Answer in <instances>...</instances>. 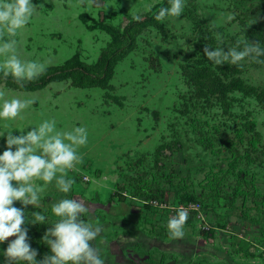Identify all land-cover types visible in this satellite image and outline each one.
Listing matches in <instances>:
<instances>
[{
  "label": "rangeland",
  "instance_id": "rangeland-1",
  "mask_svg": "<svg viewBox=\"0 0 264 264\" xmlns=\"http://www.w3.org/2000/svg\"><path fill=\"white\" fill-rule=\"evenodd\" d=\"M164 1L33 0L29 23L14 37L0 31V41L15 39L21 60L46 68L70 60L91 66L111 42L101 25L121 30ZM250 17L256 22L246 28ZM246 30L264 40V0H186L179 17L169 15L136 35L105 89L76 88L70 80L33 92L0 84V102L34 100L16 118H0V153L8 147L7 130L19 135L43 119L55 118L64 131L84 126L89 135L78 149L82 162L67 173L74 181L68 193L53 181L38 205L14 202L25 209L29 242L37 224L31 213L43 211L55 222L52 204L67 197L86 202L91 211L84 218L103 226L98 240L106 264H264V105L240 92L229 93L226 106L195 99L182 72L201 63L215 71L195 44L218 46L219 32L227 50ZM225 63L237 66L234 77L264 93V63ZM181 207L191 209L184 235L175 237L168 221Z\"/></svg>",
  "mask_w": 264,
  "mask_h": 264
},
{
  "label": "clouds",
  "instance_id": "clouds-1",
  "mask_svg": "<svg viewBox=\"0 0 264 264\" xmlns=\"http://www.w3.org/2000/svg\"><path fill=\"white\" fill-rule=\"evenodd\" d=\"M185 4L186 0H170L169 6L159 9L156 18L163 20L169 15L179 17L184 12ZM34 6L33 0H2L0 31L6 30L14 37L19 29L29 23ZM234 18L235 13L227 16L228 20ZM254 22L255 18L250 17L246 28ZM216 39L218 46L207 45L203 50L215 65L225 62L237 65L246 58L264 63V43L260 40L253 43L244 35L236 40L234 46L225 50L221 47L224 45L222 34L217 32ZM15 46V39L0 41V56L7 57L0 62V72L5 76L10 74L18 84L23 85L25 81L37 78L46 66L35 60H21L15 54ZM3 96L4 93L0 92V97ZM32 103V99H3L0 102V118L14 119ZM26 126L18 129L19 135L7 130L8 147L0 153V243L15 236L3 251L7 257L6 264H106L99 247L104 241L98 240L104 231L103 226L84 219V214L91 211L86 202L67 197L52 204V212L58 219L42 237L49 253L41 260L36 259L38 250L29 242L28 229L22 226L26 220L25 209L17 207L14 202L20 201L25 206L38 205L41 193L53 181L61 192L68 193L74 181L67 173L82 162L83 156L78 149L88 143L89 135L84 126L60 130L55 118L43 119L25 132ZM4 132L0 131V136ZM38 180L44 183L39 184L36 182ZM188 217L189 210L181 207L178 214L168 221L172 236L184 235L183 228ZM47 219L43 211L31 213L32 223H47Z\"/></svg>",
  "mask_w": 264,
  "mask_h": 264
},
{
  "label": "trees",
  "instance_id": "trees-1",
  "mask_svg": "<svg viewBox=\"0 0 264 264\" xmlns=\"http://www.w3.org/2000/svg\"><path fill=\"white\" fill-rule=\"evenodd\" d=\"M169 4L170 0H165L161 7L169 6ZM157 12L142 20H131L121 30L111 26L101 25L102 30L109 35L111 42L101 52L94 65L90 66L76 60H70L61 66L46 68L37 78L31 81H25L23 85L18 84L10 74L5 76L3 72H0V84L5 85L9 89L33 92L44 89L51 82L70 80V84L76 88L98 87L105 89L109 86V81L112 78L116 64L134 47L136 35L145 27L150 25L154 26L158 23V19L156 18ZM200 33L202 34L203 31H200ZM246 34L254 41L260 40L264 42L261 34L258 32L246 30ZM207 36L209 37V43H212L214 40L211 35L208 34ZM200 43L201 40L195 44V47L204 54L203 50L205 46ZM249 63L253 67H258L262 64L250 59ZM185 69L182 67V72L194 86V94H192V97L195 99L207 101L210 98H215L222 105L226 106L228 105V94L240 92L244 95H254L259 104L264 105V93L262 90L248 86L241 79L233 76L238 71L237 66H229V64L224 63L223 65H217L215 71H212L209 66L201 63L192 69ZM224 79H228L227 82ZM163 148H165L164 145L160 146L156 150V153L158 154ZM232 153L237 154L235 150H232ZM52 223L54 222L37 223L34 228V238L30 242L32 247L38 250L37 257L42 259L49 253V248L45 244V241L42 240V237L47 229L52 226ZM9 241L5 240L0 243V264H6L7 257L3 255V251L7 248ZM129 245L132 247L135 246L133 242ZM124 246L126 245L122 244V247ZM130 261L132 262L131 259ZM20 264H23V262H20Z\"/></svg>",
  "mask_w": 264,
  "mask_h": 264
},
{
  "label": "crops",
  "instance_id": "crops-1",
  "mask_svg": "<svg viewBox=\"0 0 264 264\" xmlns=\"http://www.w3.org/2000/svg\"><path fill=\"white\" fill-rule=\"evenodd\" d=\"M129 242V241H128ZM120 244H124L123 242H120ZM126 248H128L127 246H126ZM128 262L127 263H124V264H137V262H138V264H140V263H143L144 261H137V260H132V262L130 261V260H127ZM146 261V260H145ZM145 263V262H144Z\"/></svg>",
  "mask_w": 264,
  "mask_h": 264
},
{
  "label": "built area",
  "instance_id": "built-area-1",
  "mask_svg": "<svg viewBox=\"0 0 264 264\" xmlns=\"http://www.w3.org/2000/svg\"><path fill=\"white\" fill-rule=\"evenodd\" d=\"M189 207H191V206H189ZM187 209L190 211L191 208H188V207H187Z\"/></svg>",
  "mask_w": 264,
  "mask_h": 264
},
{
  "label": "flooded vegetation",
  "instance_id": "flooded-vegetation-1",
  "mask_svg": "<svg viewBox=\"0 0 264 264\" xmlns=\"http://www.w3.org/2000/svg\"><path fill=\"white\" fill-rule=\"evenodd\" d=\"M142 246V245H141ZM143 247V246H142ZM147 248V247H146Z\"/></svg>",
  "mask_w": 264,
  "mask_h": 264
}]
</instances>
